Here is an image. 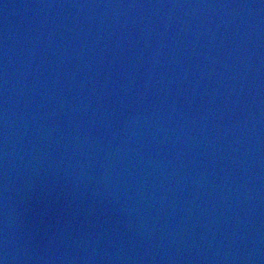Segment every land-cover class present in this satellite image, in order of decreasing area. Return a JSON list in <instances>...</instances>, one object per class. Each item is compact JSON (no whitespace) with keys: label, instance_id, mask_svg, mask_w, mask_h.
I'll return each instance as SVG.
<instances>
[{"label":"water","instance_id":"obj_1","mask_svg":"<svg viewBox=\"0 0 264 264\" xmlns=\"http://www.w3.org/2000/svg\"><path fill=\"white\" fill-rule=\"evenodd\" d=\"M0 264H264V0H0Z\"/></svg>","mask_w":264,"mask_h":264}]
</instances>
